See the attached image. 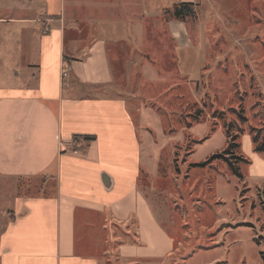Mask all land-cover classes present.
Listing matches in <instances>:
<instances>
[{
    "label": "crops",
    "instance_id": "crops-1",
    "mask_svg": "<svg viewBox=\"0 0 264 264\" xmlns=\"http://www.w3.org/2000/svg\"><path fill=\"white\" fill-rule=\"evenodd\" d=\"M4 1L34 12L0 17V26L27 28L24 38L38 41L39 72L29 84L0 87V178L24 188L0 235V264L168 258L173 241L140 189L141 144L128 103L103 89L116 86L115 72L151 68L143 52L160 42L158 27L187 55L185 23L163 20L195 0ZM76 137L95 140L84 150Z\"/></svg>",
    "mask_w": 264,
    "mask_h": 264
},
{
    "label": "rangeland",
    "instance_id": "rangeland-1",
    "mask_svg": "<svg viewBox=\"0 0 264 264\" xmlns=\"http://www.w3.org/2000/svg\"><path fill=\"white\" fill-rule=\"evenodd\" d=\"M195 2L184 21L172 12L163 20L185 23L187 55L158 27L160 42L143 52L151 68L115 72L116 86L103 89L128 103L141 144L140 189L174 244L164 260L129 262L109 253L110 264H264V156L250 135L264 138V0ZM33 15L0 0V17ZM24 29L0 26V35L12 34L0 36V87L37 77L38 41L24 38ZM238 134L241 176L225 160L201 166ZM80 141L84 150L93 143ZM23 191L0 178V235Z\"/></svg>",
    "mask_w": 264,
    "mask_h": 264
},
{
    "label": "trees",
    "instance_id": "trees-1",
    "mask_svg": "<svg viewBox=\"0 0 264 264\" xmlns=\"http://www.w3.org/2000/svg\"><path fill=\"white\" fill-rule=\"evenodd\" d=\"M194 6V4H180L179 6L175 7L174 10L172 11L173 13V17L176 20H181L184 21L186 18V15H192L194 12L192 10V7ZM171 12L167 11L165 13L166 15H170ZM241 120H243L245 123H247V119L244 117H241ZM242 133V132H240ZM230 134V132H229ZM252 140H253V145H254V151L256 153L262 154L264 156V138L260 141L259 136L255 135L252 131L250 133ZM240 135H236V136H230V145L229 148L224 151L222 154L219 155H215L213 156L208 162L203 163L201 166L206 165L207 163L216 160V159H221V160H225L227 162H229V164L231 165V167L233 168L234 172L236 175L241 176L239 170L234 166V163H236V161H245V159L241 156V155H235V151H239L240 149V144L237 142L239 139ZM81 138H83L86 141H94L95 138L93 137H76L75 140L79 141ZM237 142V143H235ZM235 161V162H234Z\"/></svg>",
    "mask_w": 264,
    "mask_h": 264
}]
</instances>
